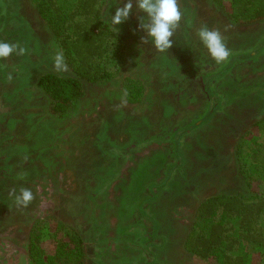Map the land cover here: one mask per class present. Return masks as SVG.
Masks as SVG:
<instances>
[{
	"label": "rangeland",
	"instance_id": "obj_1",
	"mask_svg": "<svg viewBox=\"0 0 264 264\" xmlns=\"http://www.w3.org/2000/svg\"><path fill=\"white\" fill-rule=\"evenodd\" d=\"M178 7L172 46L159 52L134 4L115 26L124 45L121 58L108 52L113 76L84 82L77 104L55 117L37 79L73 73L57 68L58 42L32 1L0 0V41L25 49L0 58V264H33L30 231L45 220L81 233L83 264H206L184 242L199 202L247 190L233 147L264 116V21L234 23L215 0ZM205 26L219 31L225 61L200 41ZM135 80L143 93L128 100ZM252 188L264 196V181ZM21 189L33 193L27 206L16 203ZM43 249L39 264L52 247Z\"/></svg>",
	"mask_w": 264,
	"mask_h": 264
},
{
	"label": "trees",
	"instance_id": "obj_2",
	"mask_svg": "<svg viewBox=\"0 0 264 264\" xmlns=\"http://www.w3.org/2000/svg\"><path fill=\"white\" fill-rule=\"evenodd\" d=\"M31 1L37 16L56 38L63 64L73 73L60 76L47 72L37 79V86L48 98L49 113L62 117L83 96L84 82L113 76L106 59L111 47L118 50L119 58L123 56V40L105 19L109 0ZM215 1L234 23L264 21V0ZM133 83L127 98L137 101L143 93L138 89L142 84L139 80ZM233 153L237 174L247 190L222 191L199 202L184 246L206 264H252L256 254L259 264H264V221H260L264 196L252 188L254 182L264 181V116L251 123L250 131L234 144ZM45 242L52 247L45 264L84 263V239L76 228L51 220L37 222L27 243L33 264H39Z\"/></svg>",
	"mask_w": 264,
	"mask_h": 264
},
{
	"label": "clouds",
	"instance_id": "obj_3",
	"mask_svg": "<svg viewBox=\"0 0 264 264\" xmlns=\"http://www.w3.org/2000/svg\"><path fill=\"white\" fill-rule=\"evenodd\" d=\"M145 15L140 18V27L147 32V38L152 41L154 47L159 52H165L172 46L170 37L173 36L178 26L182 13L178 7V0H114V14L110 12L111 27L119 31L115 26L127 21L133 6ZM122 5V6H121ZM203 46L208 50L210 56L217 62L225 61L230 55L223 39L217 30H210L202 27L197 33ZM145 43L147 40L144 41ZM25 49L17 44L0 41V58H8L16 53L23 55ZM57 68L63 65L62 56H57L55 60ZM33 199V193L28 189H21L20 194L15 197L16 203L27 206Z\"/></svg>",
	"mask_w": 264,
	"mask_h": 264
}]
</instances>
